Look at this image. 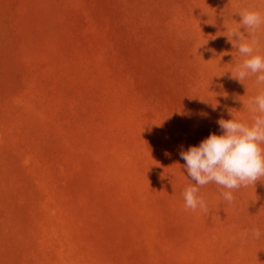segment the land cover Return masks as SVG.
Instances as JSON below:
<instances>
[{"label":"rangeland","instance_id":"1","mask_svg":"<svg viewBox=\"0 0 264 264\" xmlns=\"http://www.w3.org/2000/svg\"><path fill=\"white\" fill-rule=\"evenodd\" d=\"M245 8L0 0V264H264V177L232 203L200 187L207 212L182 195L180 152L264 88L231 75Z\"/></svg>","mask_w":264,"mask_h":264},{"label":"clouds","instance_id":"2","mask_svg":"<svg viewBox=\"0 0 264 264\" xmlns=\"http://www.w3.org/2000/svg\"><path fill=\"white\" fill-rule=\"evenodd\" d=\"M238 14L239 26L231 30L227 39L243 59L234 72L231 71L232 78L243 84L244 80L255 76L256 84L264 85V55L260 54L254 36L264 25V15L247 8ZM241 28L245 31L241 32ZM247 110L251 113L249 121L234 117L230 110L231 119L217 121L221 135L210 134L199 146L180 152L191 181H195L182 192L186 209L208 211L206 202L198 196L200 187L214 183L224 189L223 199L232 203L233 191L254 186L264 177V88L249 99ZM252 235L259 239L260 230L253 229Z\"/></svg>","mask_w":264,"mask_h":264}]
</instances>
